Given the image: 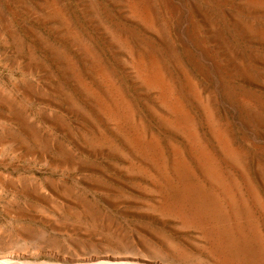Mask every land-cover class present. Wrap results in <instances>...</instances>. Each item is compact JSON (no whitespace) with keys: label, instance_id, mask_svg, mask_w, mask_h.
<instances>
[{"label":"rangeland","instance_id":"rangeland-1","mask_svg":"<svg viewBox=\"0 0 264 264\" xmlns=\"http://www.w3.org/2000/svg\"><path fill=\"white\" fill-rule=\"evenodd\" d=\"M0 264H264V0H0Z\"/></svg>","mask_w":264,"mask_h":264}]
</instances>
